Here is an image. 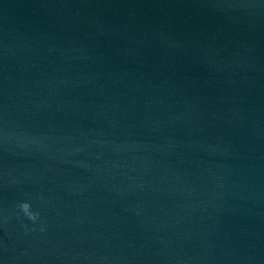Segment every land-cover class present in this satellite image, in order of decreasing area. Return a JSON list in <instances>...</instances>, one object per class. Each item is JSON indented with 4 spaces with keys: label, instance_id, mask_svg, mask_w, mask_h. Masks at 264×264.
I'll return each instance as SVG.
<instances>
[{
    "label": "water",
    "instance_id": "water-1",
    "mask_svg": "<svg viewBox=\"0 0 264 264\" xmlns=\"http://www.w3.org/2000/svg\"><path fill=\"white\" fill-rule=\"evenodd\" d=\"M0 264H264V0H0Z\"/></svg>",
    "mask_w": 264,
    "mask_h": 264
},
{
    "label": "clouds",
    "instance_id": "clouds-1",
    "mask_svg": "<svg viewBox=\"0 0 264 264\" xmlns=\"http://www.w3.org/2000/svg\"><path fill=\"white\" fill-rule=\"evenodd\" d=\"M21 208L24 210V212H25L26 214L29 215V217H30L31 219H35V218H36L34 215H32V214L29 212V208H30V206H29L27 203L22 204V205H21Z\"/></svg>",
    "mask_w": 264,
    "mask_h": 264
}]
</instances>
